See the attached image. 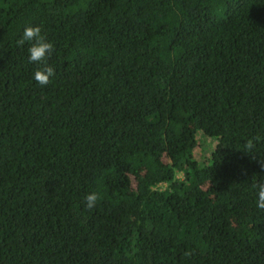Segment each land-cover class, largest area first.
<instances>
[{
    "label": "trees",
    "instance_id": "16d2710c",
    "mask_svg": "<svg viewBox=\"0 0 264 264\" xmlns=\"http://www.w3.org/2000/svg\"><path fill=\"white\" fill-rule=\"evenodd\" d=\"M262 160L264 0H0V264H264Z\"/></svg>",
    "mask_w": 264,
    "mask_h": 264
},
{
    "label": "clouds",
    "instance_id": "9594fccd",
    "mask_svg": "<svg viewBox=\"0 0 264 264\" xmlns=\"http://www.w3.org/2000/svg\"><path fill=\"white\" fill-rule=\"evenodd\" d=\"M26 42L30 44L28 49L29 62L44 64L43 68L35 71L34 79L39 85L46 86L55 75L54 68L46 63L47 58L54 50V46L46 40L40 26L29 25L24 28L21 38L17 40L16 43L18 46L22 47ZM260 140L261 137L259 136L247 139L244 143V149L241 151L249 154L255 159V154L258 153L255 151L256 145ZM261 167H264V160L261 161ZM253 187L257 189V207L264 209V183L253 184ZM100 199L101 197L98 193L91 192L85 197L86 206L92 209L97 205Z\"/></svg>",
    "mask_w": 264,
    "mask_h": 264
},
{
    "label": "rangeland",
    "instance_id": "374dc122",
    "mask_svg": "<svg viewBox=\"0 0 264 264\" xmlns=\"http://www.w3.org/2000/svg\"><path fill=\"white\" fill-rule=\"evenodd\" d=\"M197 139H198V144H199L197 154L201 155V157H198V158L200 161H204L205 160L204 156L208 155L210 150H212L215 147L217 138L214 136H208L207 134H204L202 130H198ZM211 146L213 147L209 148Z\"/></svg>",
    "mask_w": 264,
    "mask_h": 264
}]
</instances>
